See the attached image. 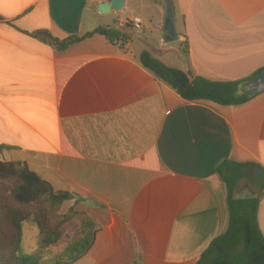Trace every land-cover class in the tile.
<instances>
[{"label": "crops", "instance_id": "1", "mask_svg": "<svg viewBox=\"0 0 264 264\" xmlns=\"http://www.w3.org/2000/svg\"><path fill=\"white\" fill-rule=\"evenodd\" d=\"M107 1L0 0V145L11 148L0 162L26 163L74 195L63 207L86 214L96 235L73 264H196L228 229L217 166L264 169V91L240 106L188 102L140 55L152 46L165 65L213 82L251 78L264 69V0H173L175 51L161 50L160 0H126L124 12L103 15ZM135 17L141 31L127 26ZM100 27L123 41L95 35L60 52L34 36ZM259 225L264 235V196Z\"/></svg>", "mask_w": 264, "mask_h": 264}, {"label": "trees", "instance_id": "2", "mask_svg": "<svg viewBox=\"0 0 264 264\" xmlns=\"http://www.w3.org/2000/svg\"><path fill=\"white\" fill-rule=\"evenodd\" d=\"M117 27L120 25L117 24ZM95 35L105 38L112 45L124 39L119 29L107 27L65 40L54 38L44 31L34 34L60 52ZM183 47L188 59V43L184 42ZM140 63L185 101H206L224 107L249 102L254 94L246 93L244 86L264 74L262 69L246 80L213 82L197 77L191 71L169 67L148 51L140 55ZM10 149L0 145V154ZM216 173L227 187L228 229L210 244L196 264H264V235L259 225V206L264 196V169L252 163L225 160L217 166ZM244 181L252 189L240 195ZM73 199L74 195L70 193L55 192L26 163L0 162V264H73L82 259L94 244V224L86 214L76 210L64 216L60 224L56 216V211ZM76 218L83 220L81 232L64 246V250L48 260L45 252L57 247L64 239L62 224ZM30 222L36 224L41 235L39 252L35 254H28L23 248L24 225Z\"/></svg>", "mask_w": 264, "mask_h": 264}, {"label": "rangeland", "instance_id": "3", "mask_svg": "<svg viewBox=\"0 0 264 264\" xmlns=\"http://www.w3.org/2000/svg\"><path fill=\"white\" fill-rule=\"evenodd\" d=\"M131 25L132 24L130 22L127 24V26H131ZM149 37H150V35H149ZM157 40L158 41L160 40V36L157 38ZM145 46H146V49L150 50L151 52H154V48H152V46H148V45H145ZM178 46H180L179 42H175V43H171V44H162L161 50L168 51V50L172 49L175 51V48H177ZM155 53H158V52L155 51ZM241 188L243 190L240 192V195H245L248 192H250V190L252 189V187L246 181H244L241 184ZM72 210H75V208L70 209L67 206L63 207V205H62L61 208L56 211V216L59 217V223L58 224L62 223V221L64 220V216L71 214ZM55 221H56V219H54V222ZM82 221L83 220H81V218H76L74 220H69L66 223L62 224V229L64 231V239L60 244H58L57 247L53 248L51 251L45 252V254L48 257V260H50V258H52L53 255L58 254L59 252L64 250V246L69 244V242L72 239H75L77 234H79L81 232L80 227H81ZM25 226H26V228H25L26 238H25V242H24V251L28 254L38 253L39 252V246H38L37 241H36L37 240V238H36L37 226L33 222L26 223ZM29 229H31L33 231V233L28 232Z\"/></svg>", "mask_w": 264, "mask_h": 264}, {"label": "water", "instance_id": "4", "mask_svg": "<svg viewBox=\"0 0 264 264\" xmlns=\"http://www.w3.org/2000/svg\"><path fill=\"white\" fill-rule=\"evenodd\" d=\"M126 0H109L100 4L97 8L98 12L103 15L109 14L112 11L124 12ZM162 8V40L164 44L179 42L182 38L177 27L176 9L173 0H160ZM247 93H259L264 91V74L256 80L250 82L244 88ZM238 198V197H236Z\"/></svg>", "mask_w": 264, "mask_h": 264}, {"label": "built area", "instance_id": "5", "mask_svg": "<svg viewBox=\"0 0 264 264\" xmlns=\"http://www.w3.org/2000/svg\"><path fill=\"white\" fill-rule=\"evenodd\" d=\"M131 23L136 30L141 31L143 29V21L141 18L135 17L132 19Z\"/></svg>", "mask_w": 264, "mask_h": 264}]
</instances>
